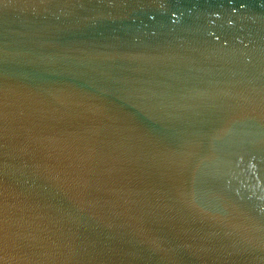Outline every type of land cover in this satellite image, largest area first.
<instances>
[{"label": "water", "instance_id": "95a60500", "mask_svg": "<svg viewBox=\"0 0 264 264\" xmlns=\"http://www.w3.org/2000/svg\"><path fill=\"white\" fill-rule=\"evenodd\" d=\"M0 264H264V0H0Z\"/></svg>", "mask_w": 264, "mask_h": 264}]
</instances>
